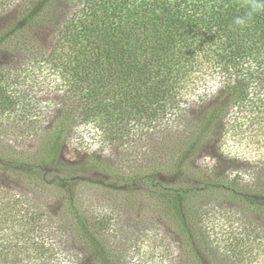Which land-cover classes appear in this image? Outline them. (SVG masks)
<instances>
[{"label":"trees","instance_id":"16d2710c","mask_svg":"<svg viewBox=\"0 0 264 264\" xmlns=\"http://www.w3.org/2000/svg\"><path fill=\"white\" fill-rule=\"evenodd\" d=\"M36 73L55 94L47 114L20 87ZM78 124L149 148L129 165L67 161ZM229 124L264 127V0H0V174L18 191L0 186V218L26 244L24 264H146L88 187L146 192L180 237L181 264H233L198 226L200 206L217 194L264 213V181L243 187L192 163ZM257 240L236 264L255 261Z\"/></svg>","mask_w":264,"mask_h":264},{"label":"rangeland","instance_id":"374dc122","mask_svg":"<svg viewBox=\"0 0 264 264\" xmlns=\"http://www.w3.org/2000/svg\"><path fill=\"white\" fill-rule=\"evenodd\" d=\"M30 77L22 81L23 86L20 87L27 89L31 102L38 104L40 108L37 109L47 114L48 101L55 94L47 90L44 84H40L45 79V74L36 73ZM2 128L0 139H8L10 135ZM144 145L140 139L128 137L124 145L116 148L105 142L92 125L78 124L72 130L62 157L67 161H78L98 154L129 165L137 155L135 161L139 160L141 151L149 148ZM192 163L207 174L235 178L237 184L243 187L260 185L264 181V127L225 125ZM158 176L166 184L176 180L167 172ZM0 186L17 191L3 174H0ZM84 191L91 209L109 217L123 246L132 247L130 250L139 249L145 255L143 261L146 264H170L171 261L172 264H181L180 237L168 220L152 207L151 198L146 192L137 190L138 196L126 201L113 188L97 190L88 187ZM56 204L55 200H51L48 203L50 210L56 211ZM199 214L198 226L207 236L211 235L208 240L214 241V245L218 244L219 253L228 259L227 262L236 264L237 252L248 248L252 237L257 236L255 261H243L245 264H264V213L249 210L242 205L236 207L227 198L213 194L200 206ZM4 226L0 218V252H4L0 255V264H24L26 244ZM16 251L19 252L18 257L15 255Z\"/></svg>","mask_w":264,"mask_h":264},{"label":"clouds","instance_id":"9594fccd","mask_svg":"<svg viewBox=\"0 0 264 264\" xmlns=\"http://www.w3.org/2000/svg\"><path fill=\"white\" fill-rule=\"evenodd\" d=\"M239 22V21H238Z\"/></svg>","mask_w":264,"mask_h":264}]
</instances>
